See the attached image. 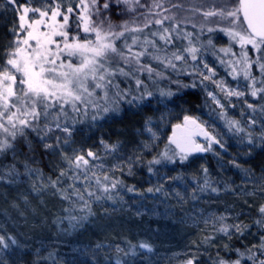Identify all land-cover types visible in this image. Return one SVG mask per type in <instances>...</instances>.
Returning a JSON list of instances; mask_svg holds the SVG:
<instances>
[{
  "label": "rangeland",
  "instance_id": "374dc122",
  "mask_svg": "<svg viewBox=\"0 0 264 264\" xmlns=\"http://www.w3.org/2000/svg\"><path fill=\"white\" fill-rule=\"evenodd\" d=\"M155 2L161 7L154 8V12L174 17L172 21H165V26L179 23L182 32L193 34L196 46L200 47L201 70L203 64L207 63L215 71L213 79L223 80L231 88L239 86L240 90H244V81L233 80L220 63V58L229 57L218 51L231 46L233 52L239 53V44L232 42L224 32L207 31V28L228 27V23L217 17L203 16L204 12L219 6L222 0ZM234 2L238 4L239 0ZM17 3L36 7L40 6L41 0H17ZM140 3L145 7H138L135 12L122 16H113L116 20L110 18L111 22L117 25L124 21H128L130 25L133 22L143 24L148 6L154 0H140ZM228 3L230 7L233 6V0H228ZM121 6L126 8L124 4ZM15 7L9 0H0V63L4 58L5 47L12 39L9 30L18 23L19 13L14 11ZM136 15L141 18L139 21L134 18ZM32 18L34 17L29 14V19ZM92 20L99 23L96 16ZM155 30V27L151 28V31ZM71 35H75V31ZM80 35L81 39L94 38L84 33ZM209 39L212 46L207 44ZM122 43L123 41L118 42L117 46L120 47ZM174 43L176 47H186L188 41L181 37ZM168 50L175 51V48L170 45ZM249 54L252 55L251 52ZM141 63H150L156 71L162 72L159 78L153 76V80H158L156 86L160 88L171 87L177 90V81L185 85L186 81L196 80L202 93L220 112L208 96V92L219 93V89L211 81L201 84L198 75H190L193 71L191 65L194 63L190 58L187 66L182 67L177 63L179 74L171 69L157 67L155 60L142 58ZM123 65L120 61L119 66ZM253 71L259 75L255 68ZM122 77L130 86L127 84L121 88L118 84L120 89L135 86L131 85L134 80ZM141 77L147 80L148 86H153L146 72L139 73V78ZM116 81L117 77L114 83ZM187 90L188 87L181 88L180 93ZM97 91L103 95L100 90ZM155 92L157 94L150 97V102L146 100L143 107L133 105L123 113L110 111L97 116L95 122L88 119L96 115L93 109L81 113L83 118L69 109L66 121L62 119L61 123L77 125L73 121L78 118L88 125L81 130L72 127V136L68 145L62 148V153L73 158L77 154L85 155L89 160L87 180L84 169L75 172L78 179L74 174L69 175L65 186L44 173H30L16 183L12 181V184L0 179V235L18 241V244L3 250L0 259L6 260L7 264H117L118 261L120 264H187L189 259H194L195 264H216L233 248L232 242L236 237H240L243 248L239 256L240 253L246 256L247 249L253 250L254 245H259L260 239L255 231L260 226L256 221L262 218L259 209L264 206V112L260 110V104L264 101L259 97L245 96L241 99L232 97L229 102H225L218 96L225 105L227 117L239 120L245 128L243 133H233L228 131L224 119L218 114L210 116L196 113L183 99L176 96L162 99ZM109 96L112 97V92H109ZM244 100L254 104L255 111L248 109ZM230 104L236 107L232 108ZM185 115L198 118V122L204 124L209 132L222 139L225 147L221 149L213 146L214 152L219 153L218 156L213 152L195 153L187 161H179L187 166L178 178L175 177L178 170L173 163L152 166V171L149 172V161L176 148L175 144L170 143L169 137L173 136L175 125H184ZM54 116L55 113L49 115L47 120L42 118L40 127L43 128L52 121ZM250 119H254L256 123L248 124ZM123 122L129 123L126 129L120 126ZM248 133H251L253 143H249ZM32 134L38 140L36 133ZM175 135L178 139L181 138L184 129H176ZM55 136L65 139L61 133L56 132L53 139L47 142H54ZM195 139L198 143H204L202 136L197 135ZM105 144L117 145V150L110 151L105 148ZM89 150L95 154L96 159L86 156ZM27 153L28 155L21 156L18 151H10L7 159L13 158L16 166L26 172L25 164L33 167L37 163L35 154L29 151ZM62 153L50 155L47 163L53 168L67 163L62 159ZM11 163H4L0 169L8 170ZM203 168L208 169L207 177ZM93 174L100 178V184H97ZM105 175L111 181H122L123 184L105 193L103 186L110 183L103 180ZM205 178L208 179L210 188L201 191ZM52 181H57L55 187L52 186ZM129 188L133 191H128ZM149 188L153 190L150 192ZM157 188L160 190L156 191ZM211 188L218 191L212 192ZM89 192L93 193L91 197ZM81 194L83 202H86L82 208L76 202L77 199L72 200ZM108 196L112 198L108 199ZM69 197L71 202L68 201ZM84 217L86 219H81ZM219 217H225V220L219 221ZM77 221L78 225L73 227ZM222 223H242L249 227L243 236L229 237L218 231ZM144 243L150 246L151 251L139 247ZM117 248L122 251L118 252ZM239 260L242 264V260Z\"/></svg>",
  "mask_w": 264,
  "mask_h": 264
},
{
  "label": "snow or ice",
  "instance_id": "6c2138e0",
  "mask_svg": "<svg viewBox=\"0 0 264 264\" xmlns=\"http://www.w3.org/2000/svg\"><path fill=\"white\" fill-rule=\"evenodd\" d=\"M9 3L16 6L14 11L19 15L18 23L9 30L12 39L6 45L4 58L0 63V153L9 151L15 153L18 147L26 148L29 152L34 151L32 142L28 139L29 132L36 133L44 153L48 155L62 153V148L68 145L72 136L71 125L67 122L61 123L62 119L66 121L69 109L73 113L81 114L87 113L91 108L96 112V115L92 117L95 121L101 114L119 111V100H126L129 105H140L153 97L155 93L149 90L144 80L139 78V73L146 72L148 79L152 80L155 87L158 80H153V76L159 78L162 72L156 71L150 63H141L142 58L155 60L157 67H162L164 70L171 69L177 74H179L177 63L179 62L182 67L187 66L190 58L194 62L191 65L193 71L190 75H198L201 78V84L204 81H211L219 89V93L208 92V96L220 109L218 115L224 119L230 132L243 133L245 128L241 126L239 120L227 117L225 105L218 96H221L225 102H229L232 97L241 99L245 96L259 97L261 101H264V0H239L238 4H235L233 0L231 7L228 0H222L219 6L203 13L205 18L217 17L220 21L228 23V27L207 28V31L209 33L217 30L224 32L232 42L239 44V53L233 52L231 46L218 51L229 57L220 58V63L224 65L227 74L233 80L244 81V90H240L239 86L231 88L223 80L213 79L215 71L207 63L203 64V70L200 69V47L196 46L192 38L193 34L182 32L179 23H169L165 26V21H172L174 17L154 12V8L161 7L155 0L151 6H148L144 23L133 22L131 25L128 21L119 25L113 24L110 16L135 12L138 7H145L140 0H103L102 4L100 0H78V2L77 0H41L40 6L36 7L18 4L17 0H9ZM121 4L126 5V8L121 10ZM105 13L109 16H104ZM29 14L34 18L29 19ZM93 16L98 18L99 23L92 20ZM102 16L104 19H99ZM149 16L160 18L149 19ZM153 27L156 28L155 31H151ZM117 28L120 30H115ZM73 31L75 35H71ZM81 33L94 38L81 39ZM181 37L188 41L186 47L175 46L174 41ZM196 39L198 40L199 37ZM120 41L123 43L118 47L117 44ZM207 44L212 46L211 39ZM170 45L175 48V51L168 50ZM250 52L252 55L249 54ZM74 60L77 62L74 63ZM120 61L127 67V71L125 67L119 66ZM254 68L259 75L254 73ZM205 72L208 74L205 75ZM118 75L134 80L135 86L120 89L119 85L114 83ZM176 83V92L158 88L156 91L162 99L173 96L179 99L181 98L180 89L189 85H181L178 81ZM191 87H196V84L193 83ZM97 90H100L103 95L101 96ZM109 92H112V97L109 96ZM244 103L248 109L255 111L254 104L248 103L247 100H244ZM230 107L235 108L236 105L230 104ZM260 110L264 112V103L260 104ZM53 113H55L53 120L41 128V119L47 120ZM247 123L254 125L256 121L250 119ZM181 128L184 129V135L178 139L175 130ZM147 130L151 131V128ZM56 132L61 133L65 139L61 140L60 136H55L54 142H47L53 139ZM197 135L204 138V143L196 141ZM153 137L155 138V134ZM248 137L249 143H253L251 133H248ZM169 141L175 144L176 148L169 149L161 153L159 158L149 161V172L152 171V166L175 163L177 157L183 163L195 153L213 152L218 156L219 153L214 152L213 146L221 149L225 147L222 139L209 132L204 124L198 122V118L189 115L184 116L183 126H174V134L169 137ZM117 147V145L105 144V148L110 151H116ZM86 156L96 159L95 154L90 150L87 151ZM62 159L67 162L71 170L84 169L85 180L88 179L89 160L84 154H77L73 158L62 153ZM232 163L235 164L234 161ZM235 166L239 167V165ZM202 170L207 177L208 169ZM129 174H131V168H129ZM8 175L13 180L16 178L17 173L14 167L9 170ZM65 175L67 172L62 169L60 177ZM74 176L79 178L75 175V171ZM94 178L97 184H100V178L95 176ZM103 180L110 182L103 186L105 193L123 184L122 181H111L107 175L103 177ZM56 183L57 181L51 182L53 187ZM209 188L210 183L205 178L200 190L205 191ZM152 190L148 189L150 192ZM159 190V188L156 189V191ZM128 191L133 189L129 188ZM211 191L216 192L218 189L211 188ZM88 195L91 197L93 193L89 192ZM96 198L100 199V197ZM259 211L262 218L256 223L264 227V206ZM223 220L225 217H219V221ZM78 223L79 221L73 224V227H76ZM248 227L242 223H222L218 231L229 237L243 236ZM16 244H18L16 239L0 235V246H2L0 255L3 254V250ZM139 247L151 251L146 243ZM253 247L256 248V252L247 249V258L252 261V264H264V258H262L264 257V236L260 237L259 245ZM117 251L122 250L117 248ZM240 255L243 256L244 253ZM0 264H7V261L0 259ZM117 264L120 262L118 261ZM187 264H195L194 259H189ZM217 264H240V260L220 259Z\"/></svg>",
  "mask_w": 264,
  "mask_h": 264
},
{
  "label": "trees",
  "instance_id": "16d2710c",
  "mask_svg": "<svg viewBox=\"0 0 264 264\" xmlns=\"http://www.w3.org/2000/svg\"><path fill=\"white\" fill-rule=\"evenodd\" d=\"M100 3L102 4L103 3V0L102 1L100 0ZM120 9L123 10V8H122L121 5H120ZM126 13H128V12H126ZM117 15L118 16H122V15H119V14H117ZM117 15H111L110 18L111 19H115V17H113V16H117ZM104 16H109V14L108 13H105ZM134 18H136V20H138V21H139V19H141V18H138L137 15ZM123 66H120V67H123ZM124 67H125L126 70H128L126 66H124ZM140 79L144 80L145 83L147 84V80H145L143 77H141ZM115 83L116 84H119L121 88H123V86L125 87L128 84V82L126 81V79H124L122 76H117V81ZM193 83L196 84V87H191V85ZM132 84L134 85V82L131 83V85ZM185 85H189L188 90L185 91V92L182 91L180 93V97H181V99L184 100V102L189 107H191L196 113H199V114L201 113V114H206V115H210V116H215L216 114H218V110L208 100V98L202 93L201 88H200V86H199V84H198V82L196 80L193 81L191 79V81H186ZM127 86H130V84H128ZM157 88L158 89H165V90L171 89L173 92H176V90L173 89V88H171V87H168V88H160L158 86L153 87L152 85L149 87V90H152L154 92V91H156ZM156 94L157 93L155 92L154 95H156ZM151 100L152 99L149 98L147 100V102H150ZM140 105H141V107L144 106L143 103L140 104ZM118 106H119V112L123 113L126 110V108L132 107L133 105H129L126 102V100H119L118 101ZM79 115H81V114H79ZM119 115H121V114H119ZM82 118H83V116H82ZM88 119H89V121L92 120V119H90V117H88ZM74 121L77 122V125L70 124L71 127L78 128L79 130H81L83 127H86L88 125V123H83L84 121L82 119L75 118ZM92 122H95V121L92 120ZM120 126L121 127L123 126V128L126 129L129 126V123L128 122H125V123L123 122V124H121ZM29 137H30L29 140H31L32 146H33V149H34V151H32V153H34L35 156L37 157L36 158V162H37L36 165L35 166L33 165V167H29L27 164H25L24 165L25 168H26L25 170H27V171L24 172L21 168L19 169V167L16 166V164L13 162V158L12 159L11 158L10 159H7V156H9L8 154H9L10 151L7 152V153H0V166L3 165L6 162H9V161L12 162L11 163V167L8 170H2V169H0V179L2 181H4L5 183H11L12 184V181H13V183H16L18 180H22V178L26 177L30 173H35V174H37V173H39V174L40 173H44V174L53 176L54 178L57 179V181L61 184V186H65L68 183V176L69 175H73L74 174V171L76 172L77 170H71V169H69L67 163H63L62 165L55 166L54 168L51 167L47 163L48 162V159L51 158L50 155L44 153L43 148L40 147V144H39L38 140H36L34 138L35 135L32 134V132L29 133ZM17 151H18V153H20L21 156L28 155V153H27L28 152V149H26V148H19L18 147L17 148ZM53 162H55V161L53 160ZM173 165L178 170V172L175 174V177L176 178H178V176L180 177V173L182 171H184L186 169V166H187L186 164H181L179 162V160H176V162L173 163ZM13 167L15 168L16 173H17L16 178L14 180L11 179V177L8 175L9 170L12 169ZM32 169H35L36 171H34V172L29 171V170H32ZM62 169L67 172V175H65L63 177H60V172H61ZM58 177H59V179H58ZM185 181H188V179L185 180ZM92 188H94V185H92ZM81 196H83V194L78 195L77 197L73 198L72 200L77 199L76 202L82 208V207L85 206V203L86 202H83L84 199L81 200ZM69 200L71 202V197L68 198V201ZM72 203H73V201H72ZM255 233H256V236H258V238L260 239L261 236H264V227L258 226L256 228ZM232 244H233V248H231L227 253L224 254V257L225 258H223V259H227L229 261H231V260H234L235 261V260H237V258H239V259L242 260V264H252V261L247 258L248 257L247 256L248 255V252H246L247 253V255L245 254L246 256H244V255L243 256H239L240 250L242 251V249H243L241 247L240 237L234 238ZM237 249L239 251H237ZM252 252H256V248H254L252 250ZM39 264H44V263L39 262Z\"/></svg>",
  "mask_w": 264,
  "mask_h": 264
}]
</instances>
